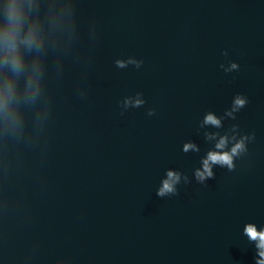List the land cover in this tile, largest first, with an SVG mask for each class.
I'll list each match as a JSON object with an SVG mask.
<instances>
[{
	"label": "water",
	"instance_id": "1",
	"mask_svg": "<svg viewBox=\"0 0 264 264\" xmlns=\"http://www.w3.org/2000/svg\"><path fill=\"white\" fill-rule=\"evenodd\" d=\"M11 3L0 264H257L245 228L264 231V0H15L19 72L3 64ZM240 142L231 168L197 177Z\"/></svg>",
	"mask_w": 264,
	"mask_h": 264
},
{
	"label": "clouds",
	"instance_id": "2",
	"mask_svg": "<svg viewBox=\"0 0 264 264\" xmlns=\"http://www.w3.org/2000/svg\"><path fill=\"white\" fill-rule=\"evenodd\" d=\"M8 20L10 28L6 29L3 35L4 45H5V56L3 59L4 65H10L12 70L15 72H19L22 66L21 57L18 54L17 45L15 43L16 33L18 27L21 23V10L15 3V0H12V3L8 8ZM24 44L28 46H32L34 43V33L30 32L29 36L26 37L23 41ZM119 66H123L121 62H117ZM31 83V82H30ZM12 85L9 83L7 85V91L4 96H0V107H7L8 98L12 95ZM139 103V101L137 102ZM245 101L241 98H237L235 100V106L237 108L242 107ZM206 123H210L213 125H219V120H217L214 116L209 115L206 118ZM225 146V140L221 139V141L216 145L218 149H222ZM187 147H192L191 145H187ZM243 142L237 143L232 149L231 153H218V152H210L207 156V159L203 162V171L197 172V177L203 180L206 176H211V164H220L227 165L229 168L233 166V156L238 154L243 150ZM178 179L173 173L169 172L168 179L164 181L163 187L160 189L159 194L163 195L166 192L173 191V183ZM245 232L249 239L253 241H258L257 247L260 249L259 255L262 259H260L257 264H264V231H257L254 225L249 224L245 228Z\"/></svg>",
	"mask_w": 264,
	"mask_h": 264
}]
</instances>
